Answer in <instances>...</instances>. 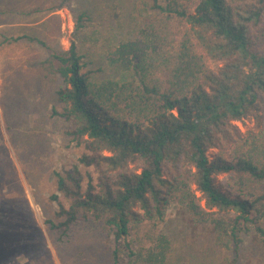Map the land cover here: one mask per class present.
I'll list each match as a JSON object with an SVG mask.
<instances>
[{
  "label": "trees",
  "instance_id": "16d2710c",
  "mask_svg": "<svg viewBox=\"0 0 264 264\" xmlns=\"http://www.w3.org/2000/svg\"><path fill=\"white\" fill-rule=\"evenodd\" d=\"M132 15L130 37L107 56L112 76L97 77L101 58L75 38L39 64L44 79L62 81L52 114L85 150L78 165L98 174L93 184L77 165L54 173L68 206L53 196L46 222L107 231L115 264H160L164 253L135 247L131 234L175 202L211 225L219 249L237 251L250 232L264 247V0H147ZM246 118L253 126L242 132L234 122Z\"/></svg>",
  "mask_w": 264,
  "mask_h": 264
},
{
  "label": "rangeland",
  "instance_id": "374dc122",
  "mask_svg": "<svg viewBox=\"0 0 264 264\" xmlns=\"http://www.w3.org/2000/svg\"><path fill=\"white\" fill-rule=\"evenodd\" d=\"M145 1L0 0V264H115V243L107 231L83 221L63 231L46 222L58 209L53 196L68 206L56 192L54 173L77 165L93 184L98 174L78 165L85 150L71 140V123L52 114L53 108L61 109L55 92L62 81L44 79L39 64L75 38L82 52L91 48L93 57L101 58L97 77L112 76L108 53L130 37L134 5ZM83 11V35L77 38L74 20ZM234 124L242 132L253 126L249 118ZM217 179L227 182L225 175ZM87 181L85 176L84 187ZM131 237L135 247L157 259L164 253L160 264H264L263 243L252 232L243 236L237 251L219 249L211 225L193 221L175 202L162 222L145 221ZM118 264L130 263L122 256Z\"/></svg>",
  "mask_w": 264,
  "mask_h": 264
}]
</instances>
